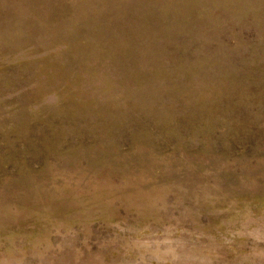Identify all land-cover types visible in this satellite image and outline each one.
I'll return each instance as SVG.
<instances>
[{
	"label": "rangeland",
	"instance_id": "rangeland-1",
	"mask_svg": "<svg viewBox=\"0 0 264 264\" xmlns=\"http://www.w3.org/2000/svg\"><path fill=\"white\" fill-rule=\"evenodd\" d=\"M0 264H264V0H0Z\"/></svg>",
	"mask_w": 264,
	"mask_h": 264
}]
</instances>
